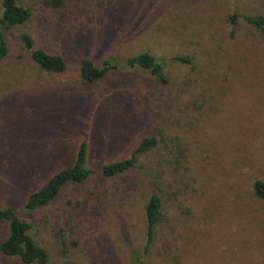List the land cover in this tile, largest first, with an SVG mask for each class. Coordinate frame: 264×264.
Returning a JSON list of instances; mask_svg holds the SVG:
<instances>
[{
    "label": "rangeland",
    "instance_id": "374dc122",
    "mask_svg": "<svg viewBox=\"0 0 264 264\" xmlns=\"http://www.w3.org/2000/svg\"><path fill=\"white\" fill-rule=\"evenodd\" d=\"M60 1L16 0L30 19L4 34L0 208L30 224L48 264H264V200L252 191L264 181V28L230 20L264 17V0ZM22 33L66 69H40ZM144 52L162 63L164 82L127 64ZM81 59L114 67L89 84ZM144 138L155 146L131 170L101 175ZM81 143L89 177L25 211ZM152 194L163 217L143 255ZM6 235L1 222L0 243ZM0 264L23 263L0 253Z\"/></svg>",
    "mask_w": 264,
    "mask_h": 264
},
{
    "label": "trees",
    "instance_id": "16d2710c",
    "mask_svg": "<svg viewBox=\"0 0 264 264\" xmlns=\"http://www.w3.org/2000/svg\"><path fill=\"white\" fill-rule=\"evenodd\" d=\"M46 3L60 6V0H46ZM2 13L0 15V62L7 57L9 50L5 40V32L15 26L23 25L30 19V11L16 3V0H2ZM242 18L251 26L264 28L263 16H247L233 14L230 17L232 23L237 18ZM22 47L28 52L31 60L42 70L54 73H61L66 69V62L60 55L50 54L46 51L34 48L31 37L22 33L19 37ZM175 60L188 62L187 58L177 56ZM129 66H138L147 70L161 82L165 81L162 73V63L150 53L144 52L133 56L127 60ZM114 66L109 61L103 67H97L89 59L79 61V72L82 81L85 83H95L102 78ZM154 138L142 139L129 157L119 159L104 164L100 168V173L104 177H114L131 170L138 161V156L147 152L155 146ZM86 149L85 144L81 143L76 152L74 162L71 166L64 167L52 175L48 181L37 191L31 193L25 204L24 209L32 212L50 204L59 194L61 188L68 183H81L92 173L85 167ZM252 191L255 197L264 200V181L255 180L252 184ZM162 202L157 194L149 196L144 207V219L146 225V241L143 247V255L148 251L149 245L153 240L155 228L162 220ZM7 223V235L0 243V253L6 257H16L23 264H48V254L42 247L38 246L28 234L30 224L20 219L10 208H0V223ZM137 264H146L143 258Z\"/></svg>",
    "mask_w": 264,
    "mask_h": 264
}]
</instances>
